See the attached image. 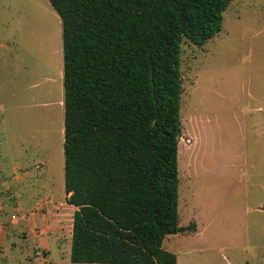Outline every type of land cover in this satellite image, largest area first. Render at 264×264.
<instances>
[{
    "label": "rangeland",
    "instance_id": "rangeland-1",
    "mask_svg": "<svg viewBox=\"0 0 264 264\" xmlns=\"http://www.w3.org/2000/svg\"><path fill=\"white\" fill-rule=\"evenodd\" d=\"M181 48L189 228L162 246L177 264H264V0H231L213 37ZM62 70L49 0H0V264H89L70 259Z\"/></svg>",
    "mask_w": 264,
    "mask_h": 264
},
{
    "label": "trees",
    "instance_id": "trees-1",
    "mask_svg": "<svg viewBox=\"0 0 264 264\" xmlns=\"http://www.w3.org/2000/svg\"><path fill=\"white\" fill-rule=\"evenodd\" d=\"M231 0H49L62 26L65 202L76 263L177 264L184 38Z\"/></svg>",
    "mask_w": 264,
    "mask_h": 264
},
{
    "label": "crops",
    "instance_id": "crops-1",
    "mask_svg": "<svg viewBox=\"0 0 264 264\" xmlns=\"http://www.w3.org/2000/svg\"><path fill=\"white\" fill-rule=\"evenodd\" d=\"M64 199H65V195H64ZM73 206V205H72ZM74 207V206H73ZM74 210H75V207H74ZM69 227H70V225H69Z\"/></svg>",
    "mask_w": 264,
    "mask_h": 264
},
{
    "label": "built area",
    "instance_id": "built-area-1",
    "mask_svg": "<svg viewBox=\"0 0 264 264\" xmlns=\"http://www.w3.org/2000/svg\"><path fill=\"white\" fill-rule=\"evenodd\" d=\"M12 217H14V215H12Z\"/></svg>",
    "mask_w": 264,
    "mask_h": 264
}]
</instances>
